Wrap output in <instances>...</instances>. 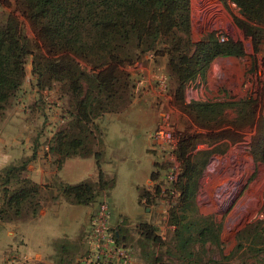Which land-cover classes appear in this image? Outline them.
I'll list each match as a JSON object with an SVG mask.
<instances>
[{
  "label": "trees",
  "instance_id": "obj_1",
  "mask_svg": "<svg viewBox=\"0 0 264 264\" xmlns=\"http://www.w3.org/2000/svg\"><path fill=\"white\" fill-rule=\"evenodd\" d=\"M220 1L228 10L230 3L235 4L240 16L233 17L252 39L254 52L259 53L264 45V0ZM16 3L41 45L29 38L17 14L0 19V122L26 80L27 59L32 56L38 90L56 88L69 117L49 141L48 152L59 154L56 160L59 166L69 157L95 156L99 176L97 181L76 184L57 178L52 185L42 186L26 176L28 165L37 158L34 149L30 156L0 169V222L36 218L46 206L47 196L54 202L63 197L84 205L110 197L116 178L101 168L105 116L131 107L136 94L128 68L148 58L168 59V73L175 82V99L207 133L221 125L222 120L226 124L229 108L238 113L236 120L227 122L229 129L240 134L242 127L256 125L257 100L252 96L234 101L184 103L187 87L204 76L216 58L246 55L242 41L231 37L221 41L216 31L195 41L191 0H16ZM257 128L251 154L256 162L264 163V117ZM205 134L183 133L176 150L183 171L176 182L181 190L180 203L170 209V222L175 226V256L183 264H229L234 253L245 248L248 241L257 256L263 251L264 221L245 226L237 234L234 251L225 254L221 224L195 208L198 179L210 155L227 150V144L221 141L223 133ZM200 145L209 148L200 149ZM160 176L158 170L152 172L153 190L140 188V202L146 206L150 207L162 193L168 192L157 183ZM137 231L148 264H168L155 250L149 249L165 242L157 228L148 221H140ZM116 237L122 243L121 236ZM208 243L218 247L219 256L209 254Z\"/></svg>",
  "mask_w": 264,
  "mask_h": 264
},
{
  "label": "rangeland",
  "instance_id": "obj_2",
  "mask_svg": "<svg viewBox=\"0 0 264 264\" xmlns=\"http://www.w3.org/2000/svg\"><path fill=\"white\" fill-rule=\"evenodd\" d=\"M191 5L192 31L195 41H200L208 32L216 31L219 39L223 35L226 38L231 37L242 41L246 55L240 58H216L204 76L198 77L187 87L184 103L197 100L234 101L247 96H252L257 100V123L254 127H242L240 134H237L235 129H229L227 122L230 124L238 117V113L229 108L225 114L226 124H223L224 120H222L221 125L210 131V133H223L224 138L221 141H225L227 150L223 154H211L207 166L198 179L195 208L200 214L211 215L217 223L221 224L222 249L225 254H230L238 243L237 234L245 226L264 221V163L256 162L251 154V146L258 133L257 125L264 117V45L259 53L254 52L252 39L244 34L233 17V15L240 16L235 4L230 3V10L225 8L220 0H191ZM12 13L19 16L29 38L41 45L30 22L18 10L16 0H0V19H4ZM32 61L33 57L29 56L27 77L23 84L25 93L38 89L36 77L33 74ZM150 61H152L151 58H148L144 62L128 68L133 75L135 94L142 93L146 95L143 99L147 97L153 99L158 104L159 110V123L154 133V139L156 153L159 152L161 156L158 158L156 168L161 174L158 182L161 183L162 189H166L168 192L162 193L160 198L158 197V200L150 205L153 208L152 213L146 215L151 214L150 223L157 228V233L163 237L165 242L155 247L149 246V249L155 250L156 254L161 255L168 264H183L181 259L175 256V252H177L174 239L175 226L170 222V209L180 203L181 196V190L177 187L176 182L183 171V164L178 158L176 150H178L183 133H210H207V129L199 127L175 99L173 95L175 82L169 76L168 61L165 67L159 62L162 61V57L155 59L156 62L147 63ZM141 81L142 84H140ZM58 92L56 88L42 91L39 96H36V99L25 104V108H29L27 120L34 124L40 134H43L42 127L44 128L50 121L53 111L59 115L60 112H64L63 102ZM220 126L223 127L221 131ZM48 140L46 139L44 143H49ZM109 141V145L114 148V155L116 153V156L120 158L116 165L121 177L119 192L124 194V205L129 208L130 198L131 196L134 198L136 194V191L132 190L129 180H137L135 169L138 164L135 161L142 160V158L137 152L132 154L127 148L118 151L117 149L121 145L116 142L112 133H110ZM199 147L200 149L209 148L206 145ZM124 162L127 163V166L134 163L136 167H130V171L127 167L126 173L122 168ZM171 174H174L176 178L171 179ZM108 200L110 201L109 198ZM59 224H61V229L66 227L64 221L58 222V228ZM110 225L117 231V226L112 225L111 221ZM136 228V225L126 228L131 238L128 247L133 255V264H148L147 259L143 256L141 238H139ZM9 231L8 227L0 228V264H3V251L6 248L12 245L15 250L17 246L21 247L22 245L19 240V231L13 236L9 234ZM29 233L34 232L29 231ZM54 234L59 233L55 232ZM64 242L57 240L54 243L62 245ZM196 247L198 248V246ZM262 247L263 251L256 256L252 252L249 241L246 242L245 248L234 253L229 264H264V244ZM206 248L211 252L210 255L219 256L220 252L217 246L208 243ZM84 250L83 247L72 264H80L79 257Z\"/></svg>",
  "mask_w": 264,
  "mask_h": 264
},
{
  "label": "crops",
  "instance_id": "obj_3",
  "mask_svg": "<svg viewBox=\"0 0 264 264\" xmlns=\"http://www.w3.org/2000/svg\"><path fill=\"white\" fill-rule=\"evenodd\" d=\"M151 60L147 63L156 62L153 58ZM159 62L165 67L166 57H162V61ZM142 83L141 81L140 84ZM40 93L42 92L38 89L25 93L22 86L7 108L0 123V169L22 157L30 156L36 149L37 158L28 165L26 176L42 186L52 185L57 178L69 184L84 180L97 181L99 168L95 156L69 157L59 166L56 161L59 154L48 152L49 143L44 142L46 139L51 141L55 133L66 125L69 117L65 112H60L59 115L53 111L50 121L44 128L42 127L43 134L38 133L34 124L27 120L29 108H25V104L32 102ZM136 95L127 111L105 116L106 131L101 147L104 153L101 168L108 176L116 178L109 197L112 207L111 222L117 226V234L121 236L126 246L131 241L126 228L131 225L137 227L140 221L151 222V214L149 216L146 214L152 213L153 208L140 202V188L147 187L153 190L155 181L152 180V172L157 170L156 163L161 156L159 152L156 153L154 139L159 123L158 104L151 98L143 99L146 95L142 93L137 92ZM61 101L64 106L65 101L63 99ZM110 133L114 134L116 142L121 145L118 151L127 148L132 154L137 152L142 158L135 161L138 164L135 169L137 180H129L132 190L136 191L135 197L130 198L129 208L124 205V194L119 192L121 177L116 165L120 158L116 153L114 155V148L109 145ZM127 167L130 171V167L136 166L134 163L127 166L124 162L122 168L126 173ZM44 191L48 190L44 188ZM46 201V206L36 218L19 222H0V228L8 227L12 236L19 231V240L22 243L21 247L17 246L15 250L10 245L3 251V264H7L8 258L12 255L17 256L16 264H72L83 247L85 250L81 254L88 250L92 217L99 203L76 204L63 197L54 202L49 196L46 197ZM59 221L66 223L64 229L60 228L61 224L58 228ZM29 231L34 233L30 234ZM55 232L59 234H54ZM138 235L141 238L139 233ZM57 240L65 242L62 245L55 244Z\"/></svg>",
  "mask_w": 264,
  "mask_h": 264
},
{
  "label": "built area",
  "instance_id": "obj_4",
  "mask_svg": "<svg viewBox=\"0 0 264 264\" xmlns=\"http://www.w3.org/2000/svg\"><path fill=\"white\" fill-rule=\"evenodd\" d=\"M227 38L221 36L220 40ZM174 174L170 175L174 179ZM112 207L107 197H103L96 209L88 236V250L79 257L80 264H133V255L128 246L117 240V231L111 225ZM17 256L8 258L7 264H16Z\"/></svg>",
  "mask_w": 264,
  "mask_h": 264
}]
</instances>
